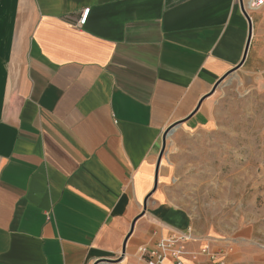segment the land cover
<instances>
[{"label": "crops", "instance_id": "0c3cea01", "mask_svg": "<svg viewBox=\"0 0 264 264\" xmlns=\"http://www.w3.org/2000/svg\"><path fill=\"white\" fill-rule=\"evenodd\" d=\"M251 2L0 0V264H145L187 232L185 264L226 259L178 203L164 134L264 88Z\"/></svg>", "mask_w": 264, "mask_h": 264}, {"label": "rangeland", "instance_id": "374dc122", "mask_svg": "<svg viewBox=\"0 0 264 264\" xmlns=\"http://www.w3.org/2000/svg\"><path fill=\"white\" fill-rule=\"evenodd\" d=\"M164 157L195 231L227 245L212 264H264V88L229 89L204 131L166 138Z\"/></svg>", "mask_w": 264, "mask_h": 264}, {"label": "built area", "instance_id": "2783aa9c", "mask_svg": "<svg viewBox=\"0 0 264 264\" xmlns=\"http://www.w3.org/2000/svg\"><path fill=\"white\" fill-rule=\"evenodd\" d=\"M264 5V0H252L250 4V10H257ZM89 9L85 10L78 21V26H83L86 23ZM247 14V18L250 19ZM193 240L192 234L179 233L172 234L168 238L161 240L154 248H142L141 258L145 264H166L168 261L171 264H185L184 259L188 256L186 248L187 242Z\"/></svg>", "mask_w": 264, "mask_h": 264}, {"label": "water", "instance_id": "95a60500", "mask_svg": "<svg viewBox=\"0 0 264 264\" xmlns=\"http://www.w3.org/2000/svg\"><path fill=\"white\" fill-rule=\"evenodd\" d=\"M248 20L250 21L249 18H248ZM250 23H251V21H250ZM250 34H251V33H250ZM249 39H250V37H249ZM174 130H175L174 128H171L170 130H167V131L165 132V134H164V143H165L166 137H168L171 133H173Z\"/></svg>", "mask_w": 264, "mask_h": 264}]
</instances>
